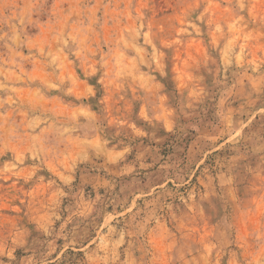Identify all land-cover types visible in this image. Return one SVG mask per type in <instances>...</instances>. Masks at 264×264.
<instances>
[{"label": "rangeland", "instance_id": "obj_1", "mask_svg": "<svg viewBox=\"0 0 264 264\" xmlns=\"http://www.w3.org/2000/svg\"><path fill=\"white\" fill-rule=\"evenodd\" d=\"M0 264H264V0H0Z\"/></svg>", "mask_w": 264, "mask_h": 264}]
</instances>
